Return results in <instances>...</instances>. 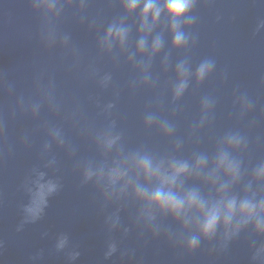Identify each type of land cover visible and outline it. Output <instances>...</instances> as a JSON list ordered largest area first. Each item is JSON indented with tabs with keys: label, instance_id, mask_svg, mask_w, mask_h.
<instances>
[{
	"label": "water",
	"instance_id": "water-1",
	"mask_svg": "<svg viewBox=\"0 0 264 264\" xmlns=\"http://www.w3.org/2000/svg\"><path fill=\"white\" fill-rule=\"evenodd\" d=\"M143 3L0 0V264H264V213L201 236L202 213L175 217L137 194L161 184L134 163H186L172 190L209 205L264 200V0H194L180 46L165 12L142 21ZM114 25L122 44L104 40ZM224 153L235 181L216 166ZM48 182L33 219L25 209Z\"/></svg>",
	"mask_w": 264,
	"mask_h": 264
},
{
	"label": "clouds",
	"instance_id": "clouds-1",
	"mask_svg": "<svg viewBox=\"0 0 264 264\" xmlns=\"http://www.w3.org/2000/svg\"><path fill=\"white\" fill-rule=\"evenodd\" d=\"M127 11L131 12L135 10L140 3V0H124ZM194 0H165L162 8L158 5V0H144L143 8L141 10L142 21H146L149 14L151 15V21L155 24L156 20L161 15V11L165 12L171 19V30L174 33L173 46H180L185 42V37L182 32L179 31L180 18L184 17L193 7ZM144 28V23L141 24V29ZM127 36V31L119 25L109 27L104 40L108 41L116 40L121 44L124 42ZM140 50H143L144 42L140 41L138 45ZM160 47L159 39L153 41V51L158 50ZM210 68L209 64H202L198 75L203 76L204 73ZM183 82L177 88V94L183 90ZM108 146L114 143L113 140H109ZM227 143L232 146H239L240 139L236 136L227 138ZM135 166L146 177H157L160 180L161 187L146 193L144 191H138V195L141 198H146L148 202L155 205L162 211H166L175 217H181L186 214L187 211L195 209L202 213V221L199 225V232L201 236L210 237L214 234L218 224H223L227 229L231 224L234 217L238 214L243 218L244 222L258 216L260 213H264V200L259 203H254L252 200L244 199L237 202L235 197L227 200H220L219 202L209 205L204 201L197 192L188 191L183 196L179 195L176 191L172 190V185L176 184L177 178L182 174L188 172V165L186 163L173 162L170 166V173L165 174L161 171L159 165H154L152 160L148 157H139L134 160ZM205 163L203 159H199L196 162V166L200 167ZM217 168H223L225 173L229 174L233 181L238 179L239 165L230 160L226 153L221 154L217 158ZM91 172L86 176L90 177ZM113 178H118L122 173L117 170L112 172ZM257 180H264V165L254 173ZM164 185L169 187L165 190ZM56 184L48 182L46 184H38L33 197V204L25 209L26 213L33 219H35L40 212H42L43 206L46 203V197L56 191ZM223 190V189H221ZM240 222H238L239 225ZM237 227L232 231L238 230ZM254 228L257 232H264V222L257 220ZM63 243V241H62ZM199 244V237L193 236L187 241V248L194 250Z\"/></svg>",
	"mask_w": 264,
	"mask_h": 264
}]
</instances>
